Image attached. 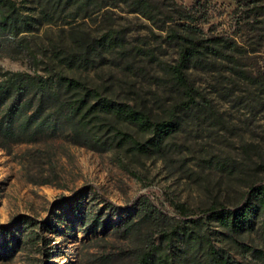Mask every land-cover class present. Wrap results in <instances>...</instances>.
<instances>
[{
    "label": "rangeland",
    "instance_id": "374dc122",
    "mask_svg": "<svg viewBox=\"0 0 264 264\" xmlns=\"http://www.w3.org/2000/svg\"><path fill=\"white\" fill-rule=\"evenodd\" d=\"M101 1V10L90 6L76 18L68 17L70 9L60 10L52 21L42 20L37 31L17 38L30 53L20 56L8 51L7 36L0 35V67L44 74L46 63L58 64L54 47L68 45L70 29L98 35L108 26L126 32L131 48L175 62L178 49L165 32L127 12L124 4L114 8L113 0ZM27 2L28 12L40 17L44 0ZM175 2L197 6L209 35L235 38L246 49L237 68L256 81L236 75L226 63L209 70L190 69V79L212 101L214 113L211 119L191 121L155 157L121 149L94 151L61 138L0 148V264H101L105 256L112 257L113 264H123L120 249L126 243L115 230L122 218L134 213L132 202L137 197H150L173 216V203L185 204L196 213L214 203L233 206L253 183H264V35L252 31L255 17L234 0ZM150 58L139 54L126 59L116 51L88 71L57 67L100 88L104 95L131 103L148 100L158 108L171 101V89ZM216 161L226 170H219ZM104 197L120 209L111 213ZM89 211L105 220L95 234L83 227V214ZM208 228L212 243L236 264H264V258L240 251L216 223ZM237 240L264 253L261 223ZM175 245L182 247L180 242Z\"/></svg>",
    "mask_w": 264,
    "mask_h": 264
},
{
    "label": "trees",
    "instance_id": "16d2710c",
    "mask_svg": "<svg viewBox=\"0 0 264 264\" xmlns=\"http://www.w3.org/2000/svg\"><path fill=\"white\" fill-rule=\"evenodd\" d=\"M113 1L112 7L124 4L127 12L141 16L165 32L167 40L178 49L175 62L160 61L150 52L131 48L126 32L113 26L98 35L70 29L68 45L54 47L58 64L46 63L44 74L37 70L11 71L0 67V148L61 138L94 151L121 149L155 157L164 152L170 140L191 121L211 119L214 113L212 101L203 96L190 79V69L209 70L217 63H226L236 75L251 83L256 81L237 68L246 49L230 36L209 35L197 6L185 7L175 0ZM234 1L255 17L252 31L264 35V3ZM27 3V0L20 3L0 0V35L7 36L8 51L20 56L30 53V49L17 38L37 31L42 20L52 21L60 10L70 9L68 17L76 18L82 9L104 7L101 0H44L41 16L36 17L28 12ZM258 18L261 20L257 21ZM116 51L126 59L139 54L150 55L170 83L171 101L158 108L148 100L119 101L57 67L88 71ZM122 126L134 129L146 139H138ZM215 166L226 170L220 161H216ZM103 201L111 213L120 209L105 197ZM172 205L173 216L148 196H139L132 202L134 213L122 218L115 230L126 243V247L120 249L123 264H236L212 243V232L208 228L212 222L225 231L240 251L264 258L263 252L237 240L241 234L255 231L258 223L264 227V183H253L233 206L214 203L196 213L185 204ZM82 223L87 232L95 234L105 225V220L89 211L83 214ZM176 242L182 247L176 246ZM114 262L112 257L105 256L101 264Z\"/></svg>",
    "mask_w": 264,
    "mask_h": 264
}]
</instances>
